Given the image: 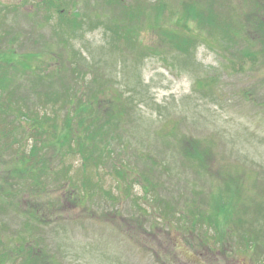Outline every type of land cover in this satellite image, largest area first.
Returning a JSON list of instances; mask_svg holds the SVG:
<instances>
[{
    "label": "rangeland",
    "instance_id": "rangeland-1",
    "mask_svg": "<svg viewBox=\"0 0 264 264\" xmlns=\"http://www.w3.org/2000/svg\"><path fill=\"white\" fill-rule=\"evenodd\" d=\"M40 1L0 0V53L13 49L26 67L0 60L7 71L3 92L29 96L63 85L76 95L72 101L94 100L102 117L119 112L109 122L107 165L67 154L65 144L52 157L48 144L42 151L61 170L48 175V189L57 178L78 193L100 186L92 201H64L60 215L41 206L31 216L30 188L15 195L4 184L13 179V150L27 151L30 141L21 147L2 131L0 239L7 254L17 237L1 222L39 236L49 264H264V56L243 55L258 33L253 16L262 15L264 0H186L199 11L210 4L234 44L218 40L198 11L185 15V0H123L133 4L134 15L112 6L101 11L98 0L59 3L71 8L75 22L47 1L36 6ZM171 39L189 42L187 51ZM65 111H58L59 121ZM20 132L18 126L14 133ZM197 139L202 159L183 148ZM36 201L46 202L43 193ZM19 204L27 208L24 216L13 211ZM196 208L211 218L198 219V210L195 218L190 209ZM25 220L37 224L40 235L25 228ZM207 220L211 225H199ZM40 246L35 241L36 261Z\"/></svg>",
    "mask_w": 264,
    "mask_h": 264
},
{
    "label": "trees",
    "instance_id": "trees-1",
    "mask_svg": "<svg viewBox=\"0 0 264 264\" xmlns=\"http://www.w3.org/2000/svg\"><path fill=\"white\" fill-rule=\"evenodd\" d=\"M62 1L64 0H43L37 2L36 6L40 5L41 2L42 4L44 2L46 5L54 7L53 9L57 8L58 14H60L62 19L63 16L61 14V10H64V12L66 11L69 22H75V14L72 15L71 8H69V10L67 9V12L66 8H61L62 5L59 6V3H62ZM98 3L100 5L99 9L101 11H103L105 8L106 10H109V8L112 6V10L117 9L122 12L124 11L125 15H127V13H133V4L129 2L128 4H125L123 0H98ZM183 3L188 4V10L184 11V14L194 15L197 11L201 13L202 22L210 25L211 30L217 34L215 35L218 37V40L221 38L220 40H222V42H226L227 44H234L238 42L237 39V41H228L229 37H227V30L222 34L220 31V24L217 21L218 17H216L215 12L211 8L210 4L201 8L199 11L197 4L186 0ZM10 8L12 9L10 10L11 12L16 11V8ZM112 10L111 12L113 13L114 11ZM261 14L262 15H259L257 12V14H254L253 16L256 21L255 28L257 29L258 33L252 34L248 44H245L246 48L243 52L244 58H249L252 61L256 60L259 54L264 56V26L262 23V20H264V12ZM114 26L118 27L116 25ZM4 31L9 33L7 28H5ZM172 33L173 32H170L169 34ZM1 35L3 36V33ZM170 41L175 44L179 50L187 51L189 42L181 44L180 42L174 41V39H171ZM255 45L257 46L255 47ZM13 51L14 50L11 49L8 55L5 53H0V60L7 61L8 64L18 62L23 68H26L20 61V55H15ZM244 58L242 59L245 61ZM5 69L6 67L3 69L0 68V126L2 127H0V134H3V131L4 135L9 137L13 144L16 143L21 147L24 146V142L30 141V146L27 151H20L19 155L17 149L15 151L13 150V154L16 153V156L13 157L11 162L13 174L10 175L13 179L8 184L4 182L3 183L8 189L14 190L15 195H17L19 191L22 192L24 187L30 188V195L32 196L31 198H33L35 206H33L34 209L30 208L27 213L34 217L37 216V212L40 213L41 206L54 207L58 210V215H60L64 209V201L65 204L69 201V205L79 204L80 199L87 196L90 197L92 201V194L94 192L97 193L98 190L96 188L100 187L97 184L95 186H90V188L81 187V191L79 190L80 193H78V190L74 189L72 185H66V183H64L66 182L65 180L57 178V184L55 187L53 189H48L50 185L49 182H51L48 175L56 177V175L61 172V170L56 171L50 163L49 158L46 157V155H42V151H44V148L48 144V147L53 149L51 153L52 157L53 155H56L58 153V149H60V147L65 144L67 154L69 152L78 153L82 161L91 159L92 166L94 167L107 165L112 152V150L109 148L111 143L109 137H107L108 128L111 124L109 122L110 118L113 117V114L118 115L119 111L116 112V110L113 109V111H111L113 114L102 117L94 106V100L88 99V101H82L80 99L78 101H72V94L73 96L76 95L72 93L67 86L63 85H60L59 88L54 90L52 88L48 89L52 90L51 92L43 91L40 93L39 89L36 88V91H32L29 96H22L21 94L15 93L14 89L3 92L4 81L7 77V71ZM37 81L42 82V79L38 77ZM203 86L204 85L201 87ZM41 108H43L41 110L42 112H40ZM62 108H65L66 111L63 114L62 120L59 121L57 119V114ZM18 126L22 128V132L16 135L14 132L18 130ZM197 144L201 146L198 139L193 140V143L190 144V147L193 150L190 148L187 149L186 147L183 148L185 152H187V156L202 159V156L199 154L202 152V149L198 148ZM81 170L83 173L86 169L81 168ZM115 172L118 174L119 178H124L126 175L124 171H121L117 168H115ZM136 176L139 179L141 175L138 172ZM69 186L71 187L72 191L68 192L69 196H67L66 188ZM84 186H87V183ZM57 188L62 193L52 196L51 194L57 191ZM0 189L2 188L0 187ZM41 193H43L44 200H46V202L44 201L43 203L39 204V206H36V196L38 194L41 195ZM107 193L109 194L108 191ZM85 194L86 196H84ZM19 205L22 211L21 209H18V211H13L24 216L27 208L25 206L22 207L21 204ZM3 208L5 209L4 211ZM197 210L199 211V217L197 216L198 219L202 220L203 215L211 218L208 216V214L206 215L198 208H196V210L190 209V211H193L195 218L197 215L195 211ZM214 210L217 217V210ZM5 212L6 207L0 206V218L5 214ZM207 221L208 222L199 223V225L201 227L202 225H211L209 224L211 221ZM1 223L11 227L13 231L11 229L9 230L10 235L17 237V242L15 246H12V252L7 254V251L4 249V243L0 239V264H17L16 261L18 260L21 262L18 264H49L47 255L48 251L47 249H44V242H42L39 236H35V234H33L31 231H25L23 228H16L14 225L10 226L5 222ZM28 224L33 228V230H35L33 232H36L38 235H40V227L37 224L32 225L29 220H25L23 222L25 228ZM3 228L7 229L6 226ZM247 232L248 234H252L256 237V233H254L252 230L248 229ZM247 232L245 231L244 234H247ZM35 241H39L41 244L39 247V261L35 260ZM254 244L255 243H253V246Z\"/></svg>",
    "mask_w": 264,
    "mask_h": 264
}]
</instances>
